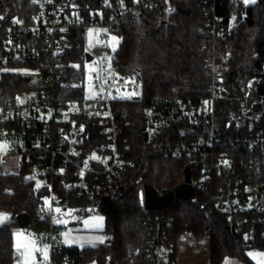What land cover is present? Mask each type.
<instances>
[{"label": "trees", "instance_id": "16d2710c", "mask_svg": "<svg viewBox=\"0 0 264 264\" xmlns=\"http://www.w3.org/2000/svg\"><path fill=\"white\" fill-rule=\"evenodd\" d=\"M118 0H75L70 14L86 22L100 15H108ZM129 1V0H124ZM176 11L167 25L161 24L165 14L162 8L143 12L130 18L116 33L118 48L112 66L119 74H131L142 82L141 97L125 99L120 106L128 111L129 156L135 166L124 172L120 179L109 184L94 197H80L66 192L69 182L75 180L65 173L53 178L42 171L40 181L31 178L35 167L41 168L47 157L41 150L28 148L22 154L21 167L15 172L0 166V210L13 213L7 224L0 225V264H13V230L20 226L18 216H27V227L37 233L49 224L48 201L51 186L57 197L65 200L63 211L71 210L78 216L93 212L103 214L107 227L103 231L107 240L96 246L79 247L68 245L67 258L61 257L57 264L78 262L95 264H147V249L156 227V217L170 221L168 226V249L174 263L177 238L191 232L209 239V264H223L234 259L243 264H255L249 256L252 250L264 251V237L256 242L248 240L242 230L233 232L226 215L216 208L214 191L194 189L188 199H176L162 210H145L144 186H168L176 188L186 181L185 172L193 163L187 156L172 157L168 148L180 140L179 130L172 137L145 140V102L161 100H184L198 102L207 98L212 84V72L206 58L216 45L218 54L229 53V68L219 77L226 98L215 106L214 121L204 126H193L197 133L215 134L217 148L236 161L264 160V113L241 112L240 99L250 81L258 75L264 65V0L246 6L242 0H226L222 14L226 17L227 31L223 38L215 39L206 27L207 18L200 0H172ZM10 8V17L20 16L32 9V0H0ZM83 30L71 32L72 46L65 61V73L60 87L66 109L73 108L68 119L85 125L93 133L97 131L94 118L86 113V50ZM4 34L0 36V45ZM37 63H29L35 66ZM25 64H3L0 62V128L17 127L20 131L31 129L22 122L7 121L3 104L16 95L30 89L28 78L23 73ZM183 128L184 125L180 124ZM188 131V130H187ZM258 139L260 145L253 149L251 142ZM40 154V155H39ZM42 169V168H41ZM66 175V176H65ZM61 213L58 221L64 227ZM65 218V216H64ZM26 227V228H27Z\"/></svg>", "mask_w": 264, "mask_h": 264}, {"label": "built area", "instance_id": "2783aa9c", "mask_svg": "<svg viewBox=\"0 0 264 264\" xmlns=\"http://www.w3.org/2000/svg\"><path fill=\"white\" fill-rule=\"evenodd\" d=\"M75 0H32L33 8L20 16L10 17V8L0 3V62L3 64H25L24 75L30 89L4 102V117L7 121H20L30 131H20L17 127H1L0 142L8 144L21 140L30 143L40 141L47 162L41 168L45 175L53 178L65 173L75 178L66 186V192L80 197H94L106 187L120 179L122 174L135 166L129 156L128 111L120 106L125 99L140 98L141 80L131 74H119L112 66L116 50L111 47L112 34H116L128 19L137 17L151 9L162 8L165 18L161 24L167 25L176 11L172 0H118L108 15H100L86 22L70 14V6ZM226 0H200L207 18L206 27L215 39L226 35V17L222 14ZM18 21V22H17ZM83 30L86 55V83L91 85L95 97H87L85 103L89 118H94L97 131L91 133L85 125L68 119L60 87H65V59L72 46L71 32ZM93 29L100 32L99 53L87 48V33ZM217 46H212V54L206 58V67L212 72L210 95L198 102L184 100H161L145 102V131L149 140L166 134L175 135L179 130L180 140L172 144L167 154L172 157H190L193 161L192 187L214 191L216 208L223 212L231 226L244 231L251 242L264 237V160L255 157L248 161H236L217 148V138L212 132L197 133L193 126L211 124L215 119L216 104L226 98L219 77L229 68V53L218 54ZM37 64L35 66L29 63ZM90 73V75H89ZM34 74L37 83H34ZM264 65L258 75L250 81L242 100L241 112L264 113ZM30 93L29 97L22 96ZM73 109V108H71ZM183 124L184 127L180 128ZM188 130V131H187ZM260 142H251L253 149ZM65 175V176H66ZM160 197L175 188L155 187ZM49 224L38 231L42 245L49 248V260L43 264H57L61 257L67 258V244L64 242V227L57 219L56 208H65V200L57 197L51 186L49 196ZM156 227L147 249V264H174L169 258L168 226L170 221L157 216ZM19 258L12 257L17 264ZM95 264V263H73ZM111 264V263H108ZM134 264V263H130Z\"/></svg>", "mask_w": 264, "mask_h": 264}, {"label": "rangeland", "instance_id": "374dc122", "mask_svg": "<svg viewBox=\"0 0 264 264\" xmlns=\"http://www.w3.org/2000/svg\"><path fill=\"white\" fill-rule=\"evenodd\" d=\"M244 5L250 6L257 2V0H242ZM87 48L90 51L99 53L100 46V32L90 29L87 33ZM113 37L116 39L113 40ZM119 44V38L117 34H112L111 47L117 50ZM90 75V73H89ZM35 77L34 74H31ZM34 83H37V78H34ZM87 97H95L94 90L91 85H87ZM22 96L29 97L30 93H23ZM75 110L70 109L69 112L73 113ZM34 150L41 148L40 141L36 140L33 143ZM26 142L21 140L11 141L8 144L0 142V157L3 155L10 157L12 161H16V166L19 169L21 167L22 152L26 151ZM10 151H13L10 153ZM40 155V154H39ZM1 166V165H0ZM16 168V169H17ZM34 171L30 174L31 178L36 181H40V174L42 169L35 167ZM14 172V171H13ZM49 202V201H48ZM49 206V204H48ZM58 210V211H57ZM61 213L62 219L65 222L64 225V242L68 245H77L79 247L96 246L104 243L107 240V235L103 231L107 227L106 217L97 212H93L89 215L78 216L73 211H63L60 208H56L55 214ZM65 216V218H64ZM13 218V213L9 211L0 210V225L7 224ZM190 235H194L188 232ZM13 250L15 256L19 258L17 264H43L49 260V248L47 245H42L38 233L32 229V227L21 228L20 226L14 227L13 230ZM249 256L252 258L255 264H264V251L252 250L249 252ZM223 264H243L238 260H226Z\"/></svg>", "mask_w": 264, "mask_h": 264}, {"label": "water", "instance_id": "95a60500", "mask_svg": "<svg viewBox=\"0 0 264 264\" xmlns=\"http://www.w3.org/2000/svg\"><path fill=\"white\" fill-rule=\"evenodd\" d=\"M86 60L87 62L91 61V55L87 54L86 55ZM261 93H264V86L261 88ZM259 105L255 106V111L259 110ZM145 140L148 141V133L145 131L144 132ZM28 148H31V144L28 143ZM193 164L189 165L186 169L185 176H186V181L184 184H181L177 186L175 189L170 191L167 195L160 197L157 194V191L155 187L151 185H145L144 186V206L145 210L147 211H152V210H162L164 208L169 207L172 202L176 199H188L193 196L194 194V188L192 187V169H193ZM18 221L20 224L21 228H26L27 227V216L25 214L19 215L18 216ZM230 229L233 232H236V229L234 226H231ZM189 231H193L191 227L188 228Z\"/></svg>", "mask_w": 264, "mask_h": 264}, {"label": "crops", "instance_id": "0c3cea01", "mask_svg": "<svg viewBox=\"0 0 264 264\" xmlns=\"http://www.w3.org/2000/svg\"><path fill=\"white\" fill-rule=\"evenodd\" d=\"M0 165L9 172L19 170L16 161L6 155L0 157ZM174 264H209V239L190 235L188 232L180 234L177 238Z\"/></svg>", "mask_w": 264, "mask_h": 264}, {"label": "snow or ice", "instance_id": "6c2138e0", "mask_svg": "<svg viewBox=\"0 0 264 264\" xmlns=\"http://www.w3.org/2000/svg\"><path fill=\"white\" fill-rule=\"evenodd\" d=\"M245 2H247V0H245ZM3 17H0V19H2ZM18 22V21H17ZM116 38L115 37H113V40H115ZM58 211V210H57Z\"/></svg>", "mask_w": 264, "mask_h": 264}]
</instances>
